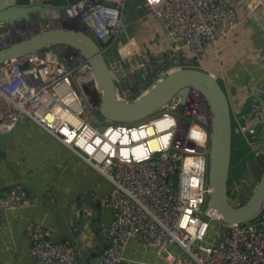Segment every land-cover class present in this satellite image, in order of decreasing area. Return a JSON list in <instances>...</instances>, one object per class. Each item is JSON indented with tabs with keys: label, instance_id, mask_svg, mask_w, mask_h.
I'll return each mask as SVG.
<instances>
[{
	"label": "built area",
	"instance_id": "obj_1",
	"mask_svg": "<svg viewBox=\"0 0 264 264\" xmlns=\"http://www.w3.org/2000/svg\"><path fill=\"white\" fill-rule=\"evenodd\" d=\"M144 2L159 18L168 40L148 61L139 62L152 84L175 68L198 67L201 55L240 23L226 0ZM67 4L68 19L82 24L93 38L110 35L101 45L104 53L108 44L117 45L120 57L108 63L116 84L122 85L134 73L126 58L138 50L132 37L119 39L126 0ZM41 52L0 63V135L21 122L32 123L108 180L110 189L98 200L112 210L109 225L101 229L110 240L93 264H125L132 241L152 249L163 264H264V208L252 220L226 222L210 205V120L197 91L185 103L176 96L136 121L101 122L92 113L100 90L91 65L75 53L63 55L57 46H45ZM141 92L121 89L120 95L132 98ZM255 93L263 94L264 88L256 87ZM255 125L252 118L243 127L251 137L247 144L255 137ZM195 143L201 148H193ZM230 196L242 199L236 187ZM32 201L22 185L0 192V229L8 209L19 210ZM26 235L29 254L44 264H79L71 240L54 239L42 221L33 222Z\"/></svg>",
	"mask_w": 264,
	"mask_h": 264
},
{
	"label": "crops",
	"instance_id": "obj_2",
	"mask_svg": "<svg viewBox=\"0 0 264 264\" xmlns=\"http://www.w3.org/2000/svg\"><path fill=\"white\" fill-rule=\"evenodd\" d=\"M41 1L68 3L75 0ZM226 1L237 11L240 23L227 37L201 55L198 67L213 73L228 96L234 124L233 152L243 158L249 152L247 141L251 139L243 127L250 119L256 118L259 108H263V104L256 101L255 88H264V0ZM123 18L125 26L119 39L123 41L128 36L132 37L138 47L136 52L139 54L141 50V53L146 54L137 59L129 55L125 62L132 67L133 72H139L142 77L140 85L146 84L148 87L152 83L147 72L140 68L139 62L142 59L148 61L153 52L167 45L166 31L144 0H126ZM115 45L108 44L105 52L112 60L120 57ZM261 96L264 99V93ZM257 126L261 136L263 127L259 122ZM2 136L8 140L7 145L0 142V185L15 180L28 182L37 192L51 194L50 200L59 204L66 219L76 214V194L90 191L98 199L110 189V183L100 172L32 123L21 122L13 131ZM84 208L90 213L93 211L89 204H85ZM99 209V225L105 228L110 223L112 210L101 205ZM3 220L4 225L0 229L2 264H44L29 254L30 240L26 230L35 221L45 223L51 229L54 239L68 238L57 209L35 196L32 203L19 210L8 209ZM92 220H85L83 231L74 238L82 256L105 242L91 228ZM100 235L104 233L100 231ZM96 258L87 264H93ZM126 258L125 264H163L152 249L134 241L127 247Z\"/></svg>",
	"mask_w": 264,
	"mask_h": 264
},
{
	"label": "water",
	"instance_id": "obj_3",
	"mask_svg": "<svg viewBox=\"0 0 264 264\" xmlns=\"http://www.w3.org/2000/svg\"><path fill=\"white\" fill-rule=\"evenodd\" d=\"M67 3H45L41 0H0V63L23 56L32 51L42 55L41 49L48 45L57 46L63 55L75 53L86 60L92 67L95 81L100 90L97 110L110 121H136L150 116L172 98L179 96L185 103L195 90L209 106L210 127L208 137V183L210 205L226 222H245L255 218L264 208V99L256 94V101L263 104L256 115L253 141L247 144L249 152L244 156V174L237 187L239 201L230 196L229 171L233 150V124L228 96L218 78L211 72L196 66H181L169 71L152 85H140L139 72L116 84L109 68L107 57L101 47L110 40V35L95 39L82 24L68 19ZM58 12L60 20L51 24L47 9ZM45 22V25L41 23ZM189 60H187L188 62ZM27 63L23 64L26 67ZM132 89H141L136 97L125 98L121 89L127 93ZM263 127L259 136L257 124ZM24 186L30 194L54 206L61 216L68 239L75 246L79 264H87L98 256L110 240L108 234L100 235V202L90 192L75 196V216L66 219L61 207L50 200L51 194L37 192L28 182L15 180L0 185V190L15 186ZM85 204L92 206L88 213ZM71 207V203H70ZM93 219L91 228L104 238L103 245L91 250L86 256L78 252L75 236L83 231L85 220ZM104 236V237H103Z\"/></svg>",
	"mask_w": 264,
	"mask_h": 264
},
{
	"label": "rangeland",
	"instance_id": "obj_4",
	"mask_svg": "<svg viewBox=\"0 0 264 264\" xmlns=\"http://www.w3.org/2000/svg\"><path fill=\"white\" fill-rule=\"evenodd\" d=\"M41 25H45V22H43ZM1 31H3L2 29L0 30V32ZM112 46V48H115L113 45H111ZM116 46V45H115ZM138 52V51H137ZM136 52V54H132L131 56L132 57H134L135 59H137V58H139V57H141V56H146V54H143V53H141V50H140V53L138 54ZM106 55V54H105ZM107 57V61L108 62H110L111 60H112V57H108V56H106ZM141 59V58H140ZM142 78V77H141ZM77 88V87H76ZM77 90H78V92H79V89L77 88ZM85 103V102H84ZM92 113L94 114V116L96 117V118H98L101 122H106V121H109V120H107L105 117H103L102 115H101V113L97 110V109H95V110H93L92 111ZM190 118V117H189ZM7 140H8V138H6V137H4V136H2V135H0V142L1 143H3L4 145H7ZM245 156V155H244ZM244 156H243V158H240L239 156L237 157L236 155H234V162L232 163V166L234 167H236V166H238L241 162L243 163V160H244ZM236 175V173L234 172V171H232V172H230V175H229V190H231L230 188H232V187H235V183H232V182H234L233 181V178H235L234 176ZM231 183V184H230ZM207 206H205V208H206Z\"/></svg>",
	"mask_w": 264,
	"mask_h": 264
},
{
	"label": "bare ground",
	"instance_id": "obj_5",
	"mask_svg": "<svg viewBox=\"0 0 264 264\" xmlns=\"http://www.w3.org/2000/svg\"><path fill=\"white\" fill-rule=\"evenodd\" d=\"M47 14H48V21L51 23V24H54L57 22L58 20V15H57V11L55 9H52V8H48L47 9ZM202 98V97H201ZM203 99V98H202ZM205 102V107L207 109V113H208V117H209V120H210V113H209V106L208 104ZM211 123V122H210ZM234 125V124H233ZM202 144L201 143H195L192 147L193 148H196V149H199L201 148Z\"/></svg>",
	"mask_w": 264,
	"mask_h": 264
},
{
	"label": "flooded vegetation",
	"instance_id": "obj_6",
	"mask_svg": "<svg viewBox=\"0 0 264 264\" xmlns=\"http://www.w3.org/2000/svg\"><path fill=\"white\" fill-rule=\"evenodd\" d=\"M234 162L233 156H232V160H231V165H230V171H229V175L230 172L234 171L236 173V175L234 176L235 178H233L232 183H235V187L237 188L239 185V181L241 180V178L243 177L244 174V169H243V163L241 162L238 166H232V163ZM231 184V183H230ZM231 189V188H230ZM230 191V190H229Z\"/></svg>",
	"mask_w": 264,
	"mask_h": 264
},
{
	"label": "trees",
	"instance_id": "obj_7",
	"mask_svg": "<svg viewBox=\"0 0 264 264\" xmlns=\"http://www.w3.org/2000/svg\"><path fill=\"white\" fill-rule=\"evenodd\" d=\"M232 145H233V142H232ZM234 155H236V154H234V152H233V150H232V156H233V159H234ZM5 189H3V190H1L0 192H2V191H4Z\"/></svg>",
	"mask_w": 264,
	"mask_h": 264
}]
</instances>
